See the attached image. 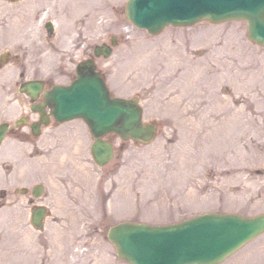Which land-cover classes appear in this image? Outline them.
<instances>
[{"label":"rangeland","instance_id":"rangeland-1","mask_svg":"<svg viewBox=\"0 0 264 264\" xmlns=\"http://www.w3.org/2000/svg\"><path fill=\"white\" fill-rule=\"evenodd\" d=\"M104 1L106 2L103 0H45L44 6L57 10L59 13H62L60 9L65 12L71 9L94 12L95 9L97 17L95 20H97L92 29L96 41L105 36L104 31L107 35L113 34L118 38V45L108 58L106 67L114 94L124 97L138 95L144 107V119L158 123V134L149 144L118 137L113 139L116 155L105 166H99L94 162L90 152L93 140L86 126L84 130L79 122L70 124L73 126H69L68 131L72 134H68V137L51 127L36 138L32 160L40 157L52 159L58 148L76 152L82 150L86 153L84 159H81L84 164L82 168L85 170L82 173L87 178L85 181L93 180V183L97 184V191L95 190L96 192L92 194V201L88 202L93 208L85 207L84 213L79 212L83 216V221L79 229L74 232L72 248L79 252L89 248V250L92 249L90 253L101 248L105 249L106 252L101 250L98 257L106 260L111 250L107 232L111 225L119 221L179 222L216 209L237 210L248 215L263 212L264 137L261 136L260 131L264 126V46L254 43L249 38L246 21L230 20L211 23L202 20L194 25L169 26L162 33L152 35L136 27L126 17L127 0ZM11 2L0 0V9L7 10L9 13L13 9L15 15L20 17L23 14L22 16L28 21H32L35 13L40 11L38 7L40 3L35 10L33 6L31 8L32 4L28 3V0ZM31 11L30 16L28 13ZM33 25L36 26V23ZM203 28L206 31L204 38L200 37L199 33ZM60 30L62 34L60 33L59 36L56 34L53 40L60 42L62 39L63 41L66 39L63 33H71L75 29L73 26L70 28L61 26ZM195 35L198 37L197 44L193 42ZM211 35L217 36L213 45L218 46L220 51L217 49L212 51L210 47L201 44L202 41L213 39ZM85 39L82 36L78 40L84 42ZM167 40L171 45L178 40L186 42V52L193 57L192 61L200 59L208 64V75L202 77L200 74L202 71H197L196 76L203 79L202 83L205 86L208 85L215 96L226 97L236 111L244 108V117L239 116V118L241 117L242 120L248 117L256 118L252 129L246 133L239 128L235 130L230 124L226 127L230 133L233 129L235 132L232 135L234 139L231 141L229 137L226 139L228 132L219 136L224 140V146L228 147V144H232L225 151H219L218 148L213 147L212 143L204 141L203 122L205 120L200 111L201 108L190 106V112L183 114L177 106L167 103L177 92L162 96L160 100L157 99V94L161 90L160 85H162L160 82L163 80V75L161 76L160 73L165 70L163 57L167 55V51L164 49V41ZM138 48L144 53L137 58L147 59L148 67L152 63L153 66L155 64L162 66L163 63L160 76H154L148 71H139V75L128 72L129 61L133 60V55ZM228 69H231L230 74L228 72L224 76ZM234 78L235 82L232 81ZM164 82H166L165 79ZM165 84L170 86V80L168 79ZM14 111L15 107H13ZM191 123L192 126H190ZM254 129L258 132L255 133ZM183 145L185 146L183 148L187 150L180 152L183 148L179 146ZM156 148L162 150V155L158 159L153 156ZM189 155L191 160L198 157V162L195 166L192 165L193 169L181 170L179 166L183 165L182 160ZM46 164L52 165L49 162ZM41 170L46 174L48 172L44 168ZM158 170L166 172L167 176L175 171L180 175L174 180H170L169 177L164 179L153 175ZM50 172L51 170L49 174ZM61 179L66 181L63 174L56 173L54 178L50 175L48 182L43 183L48 188H57V184H61ZM74 197L73 195L71 198ZM85 199L88 200V196H85ZM45 202L49 203L48 199ZM74 213L66 212L65 216L48 217L47 229L66 225L67 230L71 231ZM3 221L4 217H2ZM46 231L40 232V239L43 242H46V234H50ZM35 233L38 235V232ZM81 260L84 261V258L81 257L79 261ZM245 260L246 264H264V237L256 243L254 250H250Z\"/></svg>","mask_w":264,"mask_h":264},{"label":"water","instance_id":"water-1","mask_svg":"<svg viewBox=\"0 0 264 264\" xmlns=\"http://www.w3.org/2000/svg\"><path fill=\"white\" fill-rule=\"evenodd\" d=\"M127 16L153 34L168 24L246 19L250 38L264 45V0H129ZM66 89L59 88L53 95L56 112L84 117L96 138L92 148L99 164L113 154L112 144L101 138L107 132L143 143L155 136L156 126L143 124L137 100L112 98L98 76L82 75ZM262 231L264 214L208 213L164 226L123 222L110 229L109 237L132 264H214Z\"/></svg>","mask_w":264,"mask_h":264},{"label":"flooded vegetation","instance_id":"flooded-vegetation-1","mask_svg":"<svg viewBox=\"0 0 264 264\" xmlns=\"http://www.w3.org/2000/svg\"><path fill=\"white\" fill-rule=\"evenodd\" d=\"M77 34L67 35L70 41L75 40L71 51L62 43L52 41L54 33L33 38V27L27 20H4V25L0 24V125L6 128L0 146V251L7 231L8 249L16 257L32 248L30 234L36 230L34 212L43 210L46 218L65 216L61 203L62 186L48 188L42 180L45 174L34 169L29 159L36 147L34 141L46 129L52 127L63 135L72 134L68 131L69 126H73L70 124H83V120L60 122L47 104L48 94L55 86L74 81L80 62L96 64L95 70L107 78L105 63L95 55L96 42H80L81 33ZM112 38L109 35L101 44H112ZM26 81H40L43 86L36 93L30 87L27 89ZM92 192L95 191L92 189ZM47 199L49 203L45 202ZM2 215L6 220L3 227ZM28 233L29 238L26 237Z\"/></svg>","mask_w":264,"mask_h":264},{"label":"bare ground","instance_id":"bare-ground-1","mask_svg":"<svg viewBox=\"0 0 264 264\" xmlns=\"http://www.w3.org/2000/svg\"><path fill=\"white\" fill-rule=\"evenodd\" d=\"M205 32L206 31L204 28L201 29V31L199 32L200 37L204 38L206 34ZM210 37H212L213 39L209 41L207 40L206 42L202 41L201 44H205L207 47H210L212 51L215 49L220 51V48L218 46L213 45L216 42L217 36L211 35ZM197 39L198 37L197 35H195L193 38V42H195L196 44H197ZM195 43H193V45H196ZM231 45H233V43H231ZM186 48H187L186 42H182V40H178L173 45H171L168 40L164 41V49L167 51V55L163 57V61H164L163 63L165 64V70H163L162 73H160V71L163 66V63L161 64L162 66H158L157 64L153 66V63L149 62V63H152V65L148 67L146 64L148 63L147 59L137 58L139 55L144 53L140 48H138L135 54L133 55V60L129 61L128 72L130 74L139 75V71H148L150 72V74H153L154 76L163 75L162 77L163 80L160 82L163 86L160 85L161 90L157 94V99L160 100L162 96L177 92V94L173 95V97H171L167 103H171L177 106L178 109L183 114L186 115L188 112H190L189 111L190 106L192 107L198 106L199 108H201L200 111L203 113V117L205 120L203 122V129L205 133L204 141L210 144L212 143L213 147H215L216 149L218 148L219 151H225L226 149L230 148L232 144L231 143L228 144V147L227 145L224 146V143H223L224 140H222L219 136H221L223 133L225 134L226 132H228L229 135L226 136V139L227 137H229L231 139L230 140L228 139V140L231 141L232 139H234L232 135L235 132V130L239 128L240 130H242V132L246 133L247 131H249V129H252V124L254 123L256 118L248 117L242 120V118L241 117L239 118V116L244 117L243 115L244 108H241V110L236 111L234 109V106L231 104V102H229V100H227L226 97L215 96L214 91H211L208 85L205 86L202 83L203 79H201V77L196 76V74H198L197 71H202L200 73L202 77L205 75H208V70H209L208 64H205V62H203L200 59L192 61L193 57H191L186 52ZM218 63L221 64L220 62ZM228 67L232 68L231 66H228ZM230 70L231 69H228V71H225L224 76H226L228 72L230 74ZM164 79L166 80V82L168 81V79L170 80V86L168 85L165 86L166 82H164ZM232 81L235 82V78L232 79ZM198 85L201 87L200 88L197 87ZM239 120L240 122H238ZM229 124L235 129V130L233 129L232 133H230L227 130L228 128H226ZM190 126H192V123L190 124ZM215 131L216 133H213ZM257 132L258 131L255 130V133ZM260 134L262 137H264V126L262 127ZM242 136H243V133H242ZM73 144H75V142H73ZM179 147L183 148L185 146L183 145ZM186 150L187 148L186 149L183 148L180 150V152H184ZM80 153L82 154L81 151L80 152H76L74 150L67 151L64 148L62 150L61 149L56 150L54 153V157L52 159L51 158L47 159L46 157H42V161L39 159L36 163L38 164V166L41 164V162H43V165H45L48 162L51 163L53 166L51 165L49 166L48 164V167H49V170H51V172H54V173L60 172L61 168L65 166L70 167L71 170L68 171L69 173H65V178L66 180L72 181L71 185L73 184V182L79 185L80 182L87 179L86 175L82 173L85 170L84 168H82V161H81V157L79 156ZM161 155H162V150L160 148H156V151L153 154V156H155L156 159H158L161 157ZM190 156L191 155H189L188 158L185 157L182 160L183 165L179 166L181 170L185 168L193 169L194 167H192V165L194 164L195 166L196 163L198 162L197 161L198 157L196 158L194 157L195 159L191 160ZM62 157L66 159L61 160ZM178 173L175 171L173 172V174H169L167 176L166 172L158 170L153 175L156 177L161 176V178H164V179L169 177L170 180H174L175 178L177 179V177H179L180 173L179 174ZM61 203L63 205L62 207L64 208V210H66L67 208L75 212L78 209L76 206H68L73 203L67 202L66 199L63 200ZM65 203L67 205L64 206ZM82 221L83 219L81 218V216L75 215L74 213L73 220H72L73 231L76 232L79 229L80 223ZM57 243H59V241H57Z\"/></svg>","mask_w":264,"mask_h":264}]
</instances>
